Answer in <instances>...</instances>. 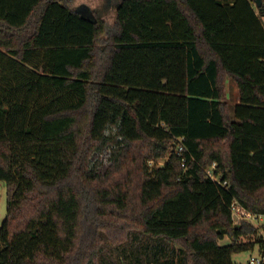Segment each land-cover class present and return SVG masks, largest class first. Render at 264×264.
<instances>
[{
    "label": "trees",
    "instance_id": "1",
    "mask_svg": "<svg viewBox=\"0 0 264 264\" xmlns=\"http://www.w3.org/2000/svg\"><path fill=\"white\" fill-rule=\"evenodd\" d=\"M75 1L0 0V264L264 254L261 227L232 215H264V0H114L108 30Z\"/></svg>",
    "mask_w": 264,
    "mask_h": 264
},
{
    "label": "rangeland",
    "instance_id": "2",
    "mask_svg": "<svg viewBox=\"0 0 264 264\" xmlns=\"http://www.w3.org/2000/svg\"><path fill=\"white\" fill-rule=\"evenodd\" d=\"M115 1L114 0H96L94 3L95 7L100 8V15L104 17V20L106 22L107 30L108 28H113L116 24V11H115ZM75 4H78L77 1H75ZM96 9V8H95ZM80 13H82L85 17L88 16L91 18H94V13L92 11H89L85 9V7H81L80 10H78ZM261 19L264 23V15L261 16ZM108 39V34L102 33L100 36V39L98 41L99 44L103 45L105 41ZM225 91L227 95V102L228 106L226 111H228V114H232L234 111L235 105L239 102V91L237 88V85L235 82L231 79H226L225 81ZM86 116V115H85ZM114 130H109L107 133L111 134ZM219 149H225L226 144L221 143L218 147ZM114 155L111 156V150L109 148H106L102 153H95L93 156V162L92 167L96 166L97 170L101 172L102 174H105V172L109 169H112L114 167ZM153 161L149 160L148 164L152 165ZM165 162V159L158 160V165H163ZM111 171H109L110 173ZM132 172V188L135 190V181L137 180V175L135 174V171ZM129 171H126L127 175H130ZM7 214V186L6 183L3 181H0V226L2 225L3 221L5 220ZM254 225L261 227L260 234L264 235V219L255 222ZM256 249L248 250L240 253H235L233 256V259H235L236 262L239 264H248L249 258L251 256H262L263 252H261L259 245H256ZM264 255V254H263ZM264 264V262H263Z\"/></svg>",
    "mask_w": 264,
    "mask_h": 264
},
{
    "label": "built area",
    "instance_id": "3",
    "mask_svg": "<svg viewBox=\"0 0 264 264\" xmlns=\"http://www.w3.org/2000/svg\"><path fill=\"white\" fill-rule=\"evenodd\" d=\"M183 147H180V150H182ZM183 166H185V160H183ZM208 175L210 177H212L215 180H219L218 178H216L211 171H208ZM220 183V180L218 181ZM232 215H233V220L235 223H239L241 221H247V222H251V223H255L258 222L262 219H264V215L261 214H255L251 211H249L248 209H246L245 207L241 206L238 203H233L232 204ZM263 235V234H262ZM264 237V235H263ZM250 264H263L264 262V255L262 254V256H251L250 260H249Z\"/></svg>",
    "mask_w": 264,
    "mask_h": 264
},
{
    "label": "crops",
    "instance_id": "4",
    "mask_svg": "<svg viewBox=\"0 0 264 264\" xmlns=\"http://www.w3.org/2000/svg\"><path fill=\"white\" fill-rule=\"evenodd\" d=\"M78 2V4H76L77 6V10H80L81 7H85V9L89 10L90 11V8H89V3H88V0H76ZM253 6L255 7V9L258 11V7L255 5V3L253 2ZM88 16V14H87ZM263 22V21H262ZM264 24V23H263ZM230 242V238L226 237L225 239H223L221 241L222 244H227ZM257 247L255 246V249ZM260 248V247H259ZM235 264H239L238 262L235 261V259H233ZM250 260V258H249ZM248 264H250V262L248 261Z\"/></svg>",
    "mask_w": 264,
    "mask_h": 264
},
{
    "label": "water",
    "instance_id": "5",
    "mask_svg": "<svg viewBox=\"0 0 264 264\" xmlns=\"http://www.w3.org/2000/svg\"><path fill=\"white\" fill-rule=\"evenodd\" d=\"M254 3L255 5L258 7V6H261L262 5V0H254Z\"/></svg>",
    "mask_w": 264,
    "mask_h": 264
}]
</instances>
